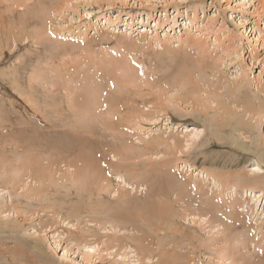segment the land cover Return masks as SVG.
<instances>
[{"label": "rangeland", "instance_id": "obj_1", "mask_svg": "<svg viewBox=\"0 0 264 264\" xmlns=\"http://www.w3.org/2000/svg\"><path fill=\"white\" fill-rule=\"evenodd\" d=\"M36 32L42 38L37 39ZM0 42V73L13 68L17 76L11 82L0 75V89L10 98L6 109L11 122L3 123L0 136L12 144L17 141L7 149L33 156L37 148L43 152L39 147L45 142L46 150L50 143L54 149L65 135L56 134L53 140L48 136L67 129L60 119L49 123L39 114L38 120H27L24 98L15 88L26 93L31 77H46L45 68L52 62L70 70L71 76L94 75L99 59L109 57L116 69L124 62L138 68L140 77L127 86V93L131 88L138 113L145 115L122 120L125 134L118 139L136 147L157 135L178 143L173 151L164 145L146 149L139 158L135 156L140 150L130 152L135 156L122 161L110 148L117 134L95 129L94 137H86L108 149L95 154L105 172L102 184L110 185L100 194L97 184L88 182L81 189L67 180L72 169L83 166L70 160V151L76 150L57 152L53 161L43 157V164L52 163L57 170V182L48 191L32 190L37 185L28 173L16 187L0 177V264H246L249 257L253 264H264V185L247 195L245 184L252 181V172L264 180V161L255 153L260 141L264 155V117L251 120L253 131L235 121L222 132L218 123L223 109L217 104L222 99L218 93L227 99L241 83L242 92L256 102L264 98V0H28L24 5L22 0H0ZM200 59L215 67L204 76L195 73L200 97H177L179 62L188 60L195 68ZM52 81L62 85L56 77ZM41 85L34 82L43 102L47 88ZM228 107L240 113L237 118L243 116L237 107ZM27 108L29 114L34 112L29 104ZM116 164L123 175L127 164L152 169L151 176L166 169L165 176L188 183L181 193L178 186L163 193L178 213L173 222L166 220L168 213L143 210V204L158 200L153 182L138 179L134 190L131 185L121 187L124 178L118 176ZM117 189L121 195L115 194ZM101 198L111 209L99 210Z\"/></svg>", "mask_w": 264, "mask_h": 264}, {"label": "bare ground", "instance_id": "obj_2", "mask_svg": "<svg viewBox=\"0 0 264 264\" xmlns=\"http://www.w3.org/2000/svg\"><path fill=\"white\" fill-rule=\"evenodd\" d=\"M26 1L28 0H22V5H24ZM47 6L49 5L47 4ZM44 18H47V17L42 16V20H44ZM35 37H37V39H39V37L42 38V34L38 33ZM51 41L54 42L55 40L51 39ZM3 48L4 47L2 46L0 42V53L3 50ZM186 58L188 59V57ZM99 60H100L101 66L96 67L95 69L96 72L93 73L94 75L92 74L90 75L88 72H86V73H79L76 76H71V74H67V72H69L70 70L62 69V68L59 69V65L57 63L56 65H54L52 62L48 67L45 68V71L48 72L46 77L45 75H43V73H39L37 76L31 77L30 89L26 93L21 90H17L15 88L17 93L21 97L24 98V101H25L24 111L26 112L25 115L27 116L28 114L27 120L28 118L38 120L39 115L41 116L42 119L47 120V122L49 123L56 122L55 120L60 119L59 121L63 124L65 128L70 130V133L69 131H67V129L62 130V131H56L52 135L48 136L51 140L55 139L54 136L59 133H63L65 136L60 141H57L58 142L57 144H54L55 148L52 149L53 146H50L51 144L50 143L47 146V150H46L47 143L45 142L43 146L39 147V148H42L43 152H40L41 150H38L37 148L35 149L36 155H33V156H30L21 150L18 151L17 149H7L9 146L12 147L13 144L17 146V141L13 140L14 143L12 144L11 142H7L6 136L4 135L0 136V148L4 147L3 148L4 150L0 151V177L4 178L3 180L5 184L16 187L21 182L22 178L28 173L31 176V181H34V185H37L36 188H33L34 187L33 186L32 190L37 191L38 194L43 192L44 190L48 191L49 187L57 182V180H55L54 178V172H56L57 170L56 171L53 170L54 167H52L53 166L52 163L43 164L44 162L43 157H45V159L46 157H50L52 159L53 157H57L56 156L57 152L76 150V152L70 151L72 154V158H70V160L73 163V165H76L75 163L77 161H81L83 166H78L74 168V167H71L72 165H69L68 167L69 169L71 168H74V169H72V172H70V174L67 175V180H69L70 182L71 181L77 182L78 184L81 185V189L83 185H86L88 182L93 183V185L97 184L98 194H100L101 190L108 189L110 185L108 184L106 186H103L102 181L105 178V172L101 165L102 160L101 158L95 155L96 153L98 154L101 151V149L105 148L106 145L98 143L97 140L95 139H91V137H94L96 135L95 129H98V128L101 129L102 131L104 130V132L110 131V132L117 134L116 137H114V140L116 141V143L113 147H110V148L113 149L111 150L112 152H116L118 155L122 156V161H128L133 156H135V155L131 156L129 154L130 152L135 154L138 150H140V153H138V156H135L136 158H139L140 155H143V152L146 149H150V148L156 149L157 147L164 145L166 149L168 150L171 149V151H173L172 145L173 146L178 145V143L174 140L172 141L173 143L170 144L168 138H163V137H160L159 135L153 136L152 138L150 137L148 141H145L146 146H143V147H136L131 142H128L127 139H125V141H121L120 139H118L117 136H120L119 134H121L123 137L125 134L123 133L124 129L123 130L120 129V128H123L122 126L124 125V122L122 120L126 119L128 116H132L134 120L137 117L145 119L144 117L145 115L143 114L144 113L143 111L138 113V111L140 110L136 108L137 101L132 97L133 93L131 92V88H128V93H127V86L128 85L131 86L132 83H136V78L140 77L136 74L137 72H139V70L138 68H134L133 65L128 62L127 63L124 62V64H122L121 66L118 65L120 66V68L119 69L117 68L118 69L117 70L116 66L112 64L111 62V60L113 61L114 59L110 57L101 58ZM197 65H198L197 67L193 68L191 65H189L188 60H184L181 63L179 62V69L177 70V73L175 75V83H180L181 89H178L180 93L177 95V97H180L181 95H183L184 97L188 99H192L196 101L200 97L198 96L200 92L198 87L200 84H198L195 81L197 79L196 77L198 76L200 77V74H203V76L208 74L209 72H211L210 68L212 69L213 67L210 66L209 63H206L203 59H200ZM103 69L105 71H103ZM213 69H215V67ZM196 72L198 76H194ZM85 74H88V75H85ZM0 75L4 79L5 78L9 79L11 82H16L17 80V76L13 68L12 69L9 68L5 71L4 70L1 71ZM54 77H56V80L57 81L59 80L60 83H62V85L59 84V82L57 84L54 81L49 83L51 79ZM102 78H103V81H101ZM78 79L82 80V84L78 82ZM34 82H38V83L41 82V84L43 85V89L47 88V90H45L46 96L43 102H41L38 99V96L36 94L37 90L34 86ZM110 82H113V87L110 86ZM109 86L113 88L114 91L112 92L109 91V90H113V89L108 90ZM234 86L235 87H233V89L227 94L228 95L227 99L223 98L224 96L223 93L217 94L218 98L223 99V101L222 99L220 100L218 99V103H217L218 106L223 109V114L220 115L222 116L220 119L221 121L219 120L220 122H222V125L219 126L220 122L218 121L219 122L218 127L220 128L222 132H224L225 131L224 128L226 125L232 126L233 123L236 121L237 123H240L243 128L248 126L247 129H250V131H253L255 129V123L257 121H260L264 117V98H260L258 102H256L255 98L251 97L250 94H247L246 92H242V87H244L242 83L238 84L237 86L236 85ZM183 90L186 91L184 94L182 93ZM0 92H1V95H0V130H2L3 123L11 124V122L8 119L9 109H6V107L8 108V105H9L8 100L10 98H8L7 95L1 89H0ZM56 96H59L60 98ZM203 100L206 101V99H203ZM13 101L11 105H14V107H16L18 104L17 103L15 104ZM28 104L33 108L32 110L34 112L32 114H29L27 110ZM124 104L128 105L125 107L126 108L125 111L121 110V106ZM104 105L107 106V109L105 111L102 110V106ZM232 105L237 107L239 111H242L243 116H240L237 118V116L240 113H238V111L233 110V107H228ZM154 110L151 112H145V113L154 114L155 112ZM66 112H70V113L72 112V113L71 115L67 116L65 115ZM63 118H67V119L63 120ZM251 120H255V123L252 124ZM6 132L7 131L3 133H6ZM90 135H92L90 138L86 137ZM261 148H262L261 142L258 141L257 149H256L257 151L255 153L259 157V159H262L264 161V155H263ZM49 150H51V152H49ZM107 150H104L103 152L106 153ZM19 158H22L21 163L19 162ZM60 161H58V163ZM118 165L119 164H116L117 167H115V170L118 176L122 178V180L124 178L123 180L124 183H121L120 185L121 187L128 188L129 185H131L132 190H134L136 188L134 187L135 183L138 179H143L144 181H146L147 179H150V181L153 182V186H154L153 188L155 189L156 194H155V191L153 190L152 191H153L154 196L155 197L157 196L158 200L156 202L149 201L150 203L143 204L142 208L143 210L146 209L145 210L146 212L148 210L157 209V211L161 212L164 216L165 215L167 216L166 213H168L169 219H166V220L173 222L174 218L178 216V213H176V211L174 210L175 208H173V202L171 200L170 201L167 200L169 199L167 197L164 198L163 193L164 191H168L172 189L174 191V188L177 189L176 186H178L180 190L179 193H181V190L186 189L188 187V183L183 182V181L181 182L170 175L165 176L164 173L166 172L165 171L166 169L163 170L162 166L160 167V169H162L161 171L157 170V174L155 176H151L149 174H152L154 172L152 169L149 171H146V170L143 171L137 167L134 168L133 166H130L127 164L123 165V167L125 168L124 171L126 172V174L123 175L122 172H120L119 170V167L121 165L119 166ZM59 170L60 169H58V171ZM257 170L262 172L260 170V167H257ZM144 173L147 174L148 178H146L147 176L143 178ZM255 174H256L255 172H252V174L249 177V179H252V181L249 180V182L245 183L246 185H248V188H246L247 195L249 194L252 195L253 193L255 194L256 188H259L260 186L264 185V180L262 179L263 176H254ZM252 175L255 178H253ZM76 188H79V187H76ZM81 189H78V190H81ZM118 189L115 190L116 191L115 194L117 193L120 194L122 192V191H118ZM122 194H124V192ZM263 194H264V190H263ZM180 195L181 194H179V197ZM47 197L48 196L44 198H47ZM258 197L261 200V197L260 196ZM235 203L236 202H234L233 205H235ZM108 204L106 201H104V198L99 199L98 200L99 210L103 211V210L111 209V206H109ZM260 205H261V202H260ZM79 206H76L75 208L77 209ZM193 218L194 220L202 219L203 221H206V219L204 217L202 218L201 216L197 217L196 215H193ZM3 226L2 228H4ZM253 262L254 261H252L250 257L245 260L246 264H253Z\"/></svg>", "mask_w": 264, "mask_h": 264}]
</instances>
